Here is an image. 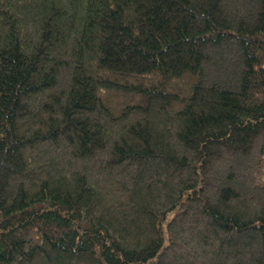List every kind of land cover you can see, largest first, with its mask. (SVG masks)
I'll list each match as a JSON object with an SVG mask.
<instances>
[{
    "label": "trees",
    "instance_id": "trees-1",
    "mask_svg": "<svg viewBox=\"0 0 264 264\" xmlns=\"http://www.w3.org/2000/svg\"><path fill=\"white\" fill-rule=\"evenodd\" d=\"M0 264H264V0H0Z\"/></svg>",
    "mask_w": 264,
    "mask_h": 264
}]
</instances>
